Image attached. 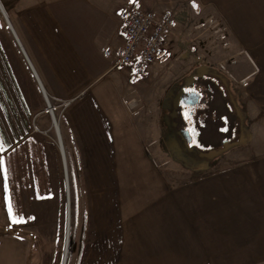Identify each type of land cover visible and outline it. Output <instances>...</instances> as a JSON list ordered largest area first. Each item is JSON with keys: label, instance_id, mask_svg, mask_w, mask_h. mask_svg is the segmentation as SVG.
Here are the masks:
<instances>
[{"label": "crops", "instance_id": "crops-1", "mask_svg": "<svg viewBox=\"0 0 264 264\" xmlns=\"http://www.w3.org/2000/svg\"><path fill=\"white\" fill-rule=\"evenodd\" d=\"M8 6L24 52L0 51V234L13 223L9 205L24 225L51 217L56 206L61 217L70 184L75 209L86 202L87 232L102 229L105 241L117 243L113 264H264V114L249 124L247 144L214 161L160 162L152 124L142 108H130L116 61L106 55L124 44L128 6L212 8L229 18L254 73L264 75V20L247 17L258 7L254 0ZM261 79L256 112H264ZM48 104L60 106L55 122Z\"/></svg>", "mask_w": 264, "mask_h": 264}, {"label": "rangeland", "instance_id": "rangeland-1", "mask_svg": "<svg viewBox=\"0 0 264 264\" xmlns=\"http://www.w3.org/2000/svg\"><path fill=\"white\" fill-rule=\"evenodd\" d=\"M21 1L23 0H0V51L19 49L24 52L7 19L9 16L11 20L12 12L8 4ZM31 1L38 3L46 0ZM254 2L258 7L247 11V17L263 21L264 0ZM173 13L175 24L168 36V59L164 63L155 65L138 82L128 79L125 66L118 65L114 71L124 79V91L130 101V108H142V119L152 124L157 138L155 141L159 144L158 152L154 156L160 162L174 157L183 164L209 163L223 153L208 161L190 155L193 151L182 142L173 127L170 98L174 96L183 78L189 76L195 68L206 66L211 71H216L227 82V88L243 117V125L247 128L246 135L241 140L243 143L250 138L249 124L256 121L257 115L264 114L262 111L256 112L258 110L252 105L258 99L262 101V93L256 89V85L260 84L257 83L259 78L262 82L261 77L264 75L254 73L255 64L237 43L236 30L234 26L227 24L229 18L221 11L197 7L173 10ZM259 47L263 45L260 44ZM259 47L255 48L256 54L262 51ZM102 48V52L108 50ZM104 59L112 65V60L105 57ZM258 60L260 59H255L257 62ZM191 133L196 138L194 144L203 149L205 146L198 141V133L194 129ZM73 199L69 184L68 198L61 217L56 206V209L50 212L51 217L28 218L27 225H24L23 219L21 222H13L7 228L6 234H0V264H64V260L65 264H113L118 250L112 247H117V243L112 246L105 241L102 229L100 233H88L86 202L82 201L76 210ZM18 213L22 214L21 211ZM70 243L74 244L69 251Z\"/></svg>", "mask_w": 264, "mask_h": 264}, {"label": "flooded vegetation", "instance_id": "flooded-vegetation-1", "mask_svg": "<svg viewBox=\"0 0 264 264\" xmlns=\"http://www.w3.org/2000/svg\"><path fill=\"white\" fill-rule=\"evenodd\" d=\"M202 67H205L204 71H201ZM227 86V82L216 71L201 66L183 78L170 98L173 127L183 143L185 140L181 131L185 128L190 131L193 141L188 146L193 151L190 153L193 157L207 161L216 158L239 144L246 135L243 117ZM180 92H196L200 97L198 104L184 105L177 99ZM193 129L199 135L198 141L205 146L203 149L194 144L196 138L191 133Z\"/></svg>", "mask_w": 264, "mask_h": 264}, {"label": "built area", "instance_id": "built-area-1", "mask_svg": "<svg viewBox=\"0 0 264 264\" xmlns=\"http://www.w3.org/2000/svg\"><path fill=\"white\" fill-rule=\"evenodd\" d=\"M175 24L171 10L161 12L128 6L122 13L121 35L124 44L114 51H107L116 65L125 66L131 82H138L158 63L168 59V36ZM58 106L48 104L45 110L54 118Z\"/></svg>", "mask_w": 264, "mask_h": 264}, {"label": "water", "instance_id": "water-1", "mask_svg": "<svg viewBox=\"0 0 264 264\" xmlns=\"http://www.w3.org/2000/svg\"><path fill=\"white\" fill-rule=\"evenodd\" d=\"M204 69H205V67H202L201 71H204ZM199 98L200 97L196 92H180L177 95V99L179 101H182L183 104L186 106H195L196 104H198ZM181 135L184 138L185 143L187 145L192 144L193 138L190 134V131L187 128H185L181 131ZM240 143H242V142H240ZM237 145H239V144H237ZM237 145H235V146H237ZM64 264H65V261H64Z\"/></svg>", "mask_w": 264, "mask_h": 264}, {"label": "snow or ice", "instance_id": "snow-or-ice-1", "mask_svg": "<svg viewBox=\"0 0 264 264\" xmlns=\"http://www.w3.org/2000/svg\"><path fill=\"white\" fill-rule=\"evenodd\" d=\"M193 6L195 7L196 5L194 4ZM8 213H9V218L12 219V221H13L14 223H15V222H21L22 218H20V219L18 220L17 217H15V216L12 214V208H11V205H9Z\"/></svg>", "mask_w": 264, "mask_h": 264}, {"label": "trees", "instance_id": "trees-1", "mask_svg": "<svg viewBox=\"0 0 264 264\" xmlns=\"http://www.w3.org/2000/svg\"><path fill=\"white\" fill-rule=\"evenodd\" d=\"M248 133H249V131H248ZM249 139H250V138H249ZM249 139H248L247 141L243 142V143H239V145L246 144V143L249 141ZM71 244H72V245H71ZM72 246H73V243H70L69 251H70V249L72 248Z\"/></svg>", "mask_w": 264, "mask_h": 264}]
</instances>
